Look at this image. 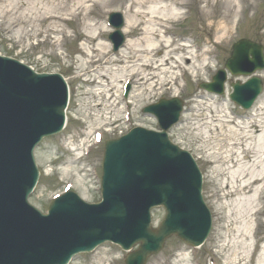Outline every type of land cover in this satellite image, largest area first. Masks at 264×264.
<instances>
[{"label": "rangeland", "instance_id": "obj_1", "mask_svg": "<svg viewBox=\"0 0 264 264\" xmlns=\"http://www.w3.org/2000/svg\"><path fill=\"white\" fill-rule=\"evenodd\" d=\"M131 1L0 0V53L23 60L40 72L62 73L71 89L65 129L45 138L35 150L41 174L30 201L46 211L53 198L70 185L85 200L98 202L103 144L97 145L95 134L100 132L104 141L136 125L158 129L157 119L144 113L143 108L162 97L178 95L184 101V108L179 123L171 127L169 135L197 159L204 176V197L214 216L213 228L205 244L194 250L172 236L164 250L153 255L147 264H223L216 253L220 244L216 237L225 222L221 218L223 212L216 206H227V202L210 197L216 189L210 182L214 165L206 162L204 155L214 152L216 142L213 127L207 133L211 134V140L207 142V138L201 137L200 132L208 130L209 121L203 117L208 115V110L225 108L229 118L248 121L255 107L264 102V89L249 110L230 98L231 83L237 79L245 81L246 76L229 73L225 93L221 95L207 92L200 83L210 81L224 67L236 40L246 37L264 45V0H183L185 4L180 7L178 17L161 29L167 30L170 64L147 70L151 78L148 82L132 79L128 82L129 95L125 97L127 81L117 82L113 92L108 84L111 77L121 74L122 64L102 62L101 55L107 51L113 58L123 53L129 60L144 59L142 51L135 52L139 47L129 46L140 36L135 21L144 22L140 15L136 17L139 12L143 14L142 10L131 9ZM229 5L235 6L234 11L229 12ZM112 11L122 12L125 18L122 30L126 40L118 51L113 50L109 40L112 28L107 20ZM99 44H105L106 48ZM155 55L163 57L165 51L157 49ZM175 55L192 57L185 65L189 67L187 71L175 67ZM256 74L264 83V70ZM229 124L225 123L220 137L228 134ZM232 142L227 140L228 147ZM90 143V152L83 154ZM164 217V208L153 210V224L159 225ZM259 231L264 235V223L259 225ZM125 255L120 246L106 242L93 252L76 255L69 264H124Z\"/></svg>", "mask_w": 264, "mask_h": 264}, {"label": "water", "instance_id": "obj_2", "mask_svg": "<svg viewBox=\"0 0 264 264\" xmlns=\"http://www.w3.org/2000/svg\"><path fill=\"white\" fill-rule=\"evenodd\" d=\"M116 27L120 13L112 14ZM116 48L120 30L111 35ZM250 54L252 57H250ZM226 67L249 74L264 67L262 46L248 39L234 44ZM227 74L202 84L222 93ZM257 76L233 83L231 97L245 107L262 90ZM68 101L63 76L38 74L19 60L0 56V264H66L72 254L112 240L129 253L126 264H144L176 234L201 244L211 229V214L202 196V175L191 154L169 140L166 131L142 127L107 142L103 164V202L91 204L76 193L57 198L43 214L28 203L37 178L33 149L45 135L60 131ZM183 102L161 99L144 110L155 113L167 130L178 121ZM164 205L167 216L151 226V208Z\"/></svg>", "mask_w": 264, "mask_h": 264}, {"label": "bare ground", "instance_id": "obj_3", "mask_svg": "<svg viewBox=\"0 0 264 264\" xmlns=\"http://www.w3.org/2000/svg\"><path fill=\"white\" fill-rule=\"evenodd\" d=\"M184 4L183 0H132L130 2L131 9L142 10L143 14L139 12L140 14L136 17L140 15L144 22L135 21L134 25L140 30V36L129 43V46L131 49L133 46L139 47L135 52L142 51L144 59L129 60V57L123 53L113 58L107 51L102 53L101 57L107 64L112 61L122 64L119 69L122 75H115L108 81L112 92L117 82L123 83L128 78L148 82L151 78L150 74L146 73L147 70L170 64L172 54L171 51L166 50L169 46L167 30L161 29L166 28L165 23L178 17L179 9ZM249 4L251 2L248 1ZM228 9L229 12L234 11L235 6L229 5ZM136 17L129 20L128 26L133 24ZM99 45L106 48L105 44ZM157 49H163L165 56L158 58L155 55ZM173 57L175 67H182L185 71L189 69L185 65L191 61L192 57L189 55ZM141 60H143L142 63H137ZM203 118L209 121L207 122L208 130L200 132L201 137L207 138V142L211 140V134L207 135V133L213 127L212 132L216 142L213 145L214 152L204 155L205 161L214 165L210 182L216 189L210 197L221 198L227 202V206L223 204L216 206L217 210L223 212H221V218L225 222V225L219 227L216 237L220 242L216 246L217 252L223 264H264V235H261L258 230L264 218V102L255 107L248 121L229 118L225 108H218L216 111L208 110V115ZM226 122L232 125L229 124L227 128L228 134L223 133L224 136L220 137ZM216 129L219 130L218 133L215 132ZM228 139L233 140L231 147H228ZM203 144L207 147L205 140ZM226 147L228 148L224 149ZM254 245L256 250L252 254Z\"/></svg>", "mask_w": 264, "mask_h": 264}]
</instances>
